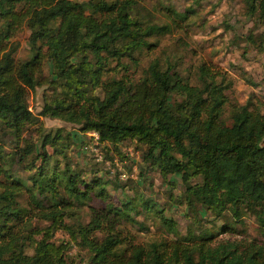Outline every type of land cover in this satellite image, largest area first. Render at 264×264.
Here are the masks:
<instances>
[{"label": "trees", "instance_id": "trees-1", "mask_svg": "<svg viewBox=\"0 0 264 264\" xmlns=\"http://www.w3.org/2000/svg\"><path fill=\"white\" fill-rule=\"evenodd\" d=\"M245 5L264 24V0ZM133 6L134 0H0V264H69L70 244L88 253V264H264V240L214 243L200 233L195 240L132 243L117 228L122 209L106 202L102 182H85L67 164L47 169L45 147L61 153L60 130L45 131L38 116L78 124V131L94 132L115 150L135 140L145 146L142 160L162 178L180 177L185 203L215 216L228 211L234 220L250 214L264 238V113L233 103L223 120L227 84L205 64L197 68L196 84L157 59L137 77L128 74L121 59L136 63L133 52L151 46L145 37L168 30L143 24ZM21 24L31 51L23 61L13 58V45L7 49ZM43 61L50 64L52 96L35 116L26 92L39 84ZM117 71L122 74L115 78ZM31 127L38 137L26 140ZM16 168L27 176L19 177ZM94 187L103 206H88V221L69 229L64 218L73 201L89 198ZM33 219L48 224L36 226ZM161 220L173 230L170 219ZM56 229L68 240H51Z\"/></svg>", "mask_w": 264, "mask_h": 264}, {"label": "rangeland", "instance_id": "rangeland-1", "mask_svg": "<svg viewBox=\"0 0 264 264\" xmlns=\"http://www.w3.org/2000/svg\"><path fill=\"white\" fill-rule=\"evenodd\" d=\"M132 13L143 24L167 25L168 30L152 32L145 37L151 46L133 52L136 63L128 57L121 59L128 74L137 77L148 62L157 59L161 66H171L190 84H196L197 68L205 64L212 71H220L227 84L228 102L223 107V120H228L229 105L233 103L248 104L264 113V24L246 11L245 0H134ZM170 18L178 20L177 23ZM28 35V28L21 24L9 38L7 49L14 46L12 56L15 60L23 61L31 56ZM49 72L50 64L43 61L39 84L26 92L28 109L35 116H38L43 99L52 96L47 84ZM121 74L117 71L113 76L118 78ZM38 119L45 131L60 130L56 152L62 150L61 153L45 147L51 154L47 169L67 164L85 182L94 179L102 182L100 186L107 193L106 202L122 209L121 224L117 228L128 241L146 246L151 242H170L177 237L195 240L200 233L210 235L214 243L264 240L250 214L234 220L228 211L215 216L201 205L185 203L180 177L167 175L162 178L155 168L146 164L142 160L143 144L125 140L115 150L110 144L99 143L91 132L78 131V124L42 116ZM36 137L38 131L32 127L24 133L26 140ZM22 145L23 142H19V146ZM11 147L12 144L7 145L6 150ZM86 147L94 151H87ZM39 163L37 160L35 164ZM16 174L24 179L28 173L16 168ZM197 180L192 178L190 182ZM96 190L94 187L89 198L81 203L73 201L69 215L64 218L69 229L88 221V206H103L105 201L94 196ZM19 201L26 205L25 196ZM161 217L171 220L173 230L168 229ZM32 224L44 226L48 222L33 219ZM51 240L59 243L67 241L68 236L63 229H56ZM65 256L69 264H88V253L74 244L68 246Z\"/></svg>", "mask_w": 264, "mask_h": 264}, {"label": "built area", "instance_id": "built-area-1", "mask_svg": "<svg viewBox=\"0 0 264 264\" xmlns=\"http://www.w3.org/2000/svg\"><path fill=\"white\" fill-rule=\"evenodd\" d=\"M91 134L94 136V138L96 139V134L94 132H91ZM84 150H85V147H84ZM86 150L87 151H94L91 147L87 148L86 147ZM123 176V175H122Z\"/></svg>", "mask_w": 264, "mask_h": 264}]
</instances>
